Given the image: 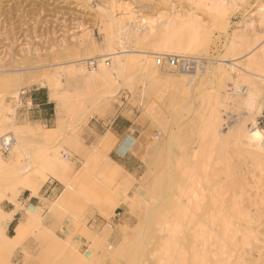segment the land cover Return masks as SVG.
Returning a JSON list of instances; mask_svg holds the SVG:
<instances>
[{
  "label": "rangeland",
  "instance_id": "1",
  "mask_svg": "<svg viewBox=\"0 0 264 264\" xmlns=\"http://www.w3.org/2000/svg\"><path fill=\"white\" fill-rule=\"evenodd\" d=\"M123 1L131 3L132 8L143 16H159L160 20L164 19L161 5H165L166 0ZM170 1L172 4L176 2V0ZM177 1L184 7L188 4V0ZM235 1V10L229 13L227 22H224L222 26L215 24L214 30L211 28L206 53L209 58L218 57V53L220 54L221 49L223 50L226 34L231 33L233 29L238 28L240 34L244 33L243 36L247 41L252 40L255 35L260 36L264 41V32L260 28L257 29L258 26H256V31L252 32V30L242 29L241 25L248 14L256 13L260 9L259 4H263L264 0ZM99 3L102 4L101 0H0V68L6 69L8 73V75L6 73L0 76V105L8 103L15 105L16 101L12 93L18 84L22 85L19 86L21 89L19 95H25L27 90L37 86L44 87L48 92L47 77L55 75L63 80L69 66L76 64L75 61L78 58L92 55L91 43H100L105 33L102 26L106 19L100 17L95 11ZM160 16L163 17L160 18ZM81 40L86 42L82 44V47L78 44ZM151 41L149 39L147 42L150 44ZM148 43H144V46H148ZM139 46L141 45L137 47ZM202 47L200 46L199 49H203ZM27 58H34L35 62L28 65L25 61ZM203 65L204 63L199 67L202 71L204 70ZM15 69H21L22 73ZM132 69L129 74L127 72L126 77H122V81L117 82L111 99L97 100L93 99V96H88L93 97L92 100L86 97L79 103L78 101L74 103V100L71 101L72 104L70 103V111H68L70 114L66 116L64 130L65 132L66 130L76 132L78 135L79 147L75 152V168L78 171L79 183L76 180L75 183L78 184L74 183L73 187L74 189L76 187L75 190L83 191V194L71 192L68 198L66 197L65 211H61V214L57 216L59 225L69 230L65 236L60 229L55 228L56 234L65 238L66 243L57 239L45 238L33 229H29L23 239L18 242H5L3 238H0V264H84L72 254L73 246L75 245L76 250L80 252L86 251L88 248L86 243L89 240L86 237L87 233L102 234L103 228L110 230V235L104 243L115 246L116 242L113 240L115 239V241L118 240L117 242H124V245L128 247L125 251L121 250L120 255L115 254L113 258L103 257L98 263V260L93 261V264H151L147 259L150 254L149 250L155 246L164 233L159 229V221L164 216V210H168L172 203L169 201L170 198L173 200L175 197V186L178 184V173L180 172L176 169V163L180 161L183 165L186 164L184 157L195 147L197 125L200 119L209 116L214 107L223 108L222 110L218 108L221 122L220 134L222 136L233 135L232 128L247 116V110L239 105L232 95L227 96L221 92L222 90L217 92L219 84L216 82L218 81L211 82L213 79L209 76L205 78L200 75L202 79L190 88V85L187 83L189 85L187 86L184 81L179 83L180 81H174L173 78H163L155 74L140 77L139 72L135 71V68ZM59 71L60 75L57 74ZM140 87L144 88L143 92L140 91ZM217 93L222 97L221 95L218 97ZM21 107L22 103L19 101L16 103L15 110L21 112ZM116 115L126 117L131 121V128L125 135H116L111 129L97 134L91 129V125L98 120L107 124ZM262 116H264V111L257 117V124L264 129V117ZM38 135V130L33 129L28 139L33 141ZM127 135L134 139V144L123 157L116 148L118 142ZM234 138L236 135L232 136V139ZM68 150L66 157L71 158L73 149L68 146ZM235 150L236 147L230 144L226 158L219 162L214 159L208 167L211 171L207 176L211 184L220 181L226 185V187L223 185L224 190H227L233 183L232 186L237 190L236 195L241 193V196L240 194L237 196H240L242 204L247 207V202L254 199V194L260 191L257 192L255 188L261 184L264 185V164L259 167L246 160L243 161L236 156ZM113 163L121 165L122 170L118 176L112 175V170L108 168L113 167ZM128 168L133 171H129ZM110 172H112L111 175ZM12 182L7 176V168L1 166L0 190L6 183ZM81 182L82 187L79 185ZM51 183L56 185L55 181ZM48 185L49 183L40 190L39 194L40 200L45 203L46 201L42 199L48 197L44 195ZM56 187L59 192L61 187L59 185ZM20 193L18 192L13 198L18 202L17 206L22 209V216L24 215L23 206L28 200L24 203V200L19 199ZM205 194L201 209L207 204L209 193L205 192ZM230 195L231 192L227 191L224 196L229 197ZM145 200L149 202V205L145 203ZM163 202L164 209L160 206ZM4 205H6V200L1 201L0 207L3 209ZM153 207L158 214L156 212V215H153L152 223H147L145 221L149 212L154 211ZM159 207L162 208L160 211ZM263 209H260L263 214L259 215L260 211L257 215L253 214L254 219L248 224L250 226L248 230L251 229V233L249 239L244 241L246 244L240 241L239 231L236 233V236L240 237L238 236L236 246L231 244L227 247L225 256L228 260L237 258L239 255L244 264H264ZM42 210L44 211L42 214L47 215L46 204ZM45 217H48L45 218L47 225H52L56 220L53 216ZM108 224L112 230L108 228ZM13 225L14 223H11L7 231L5 226L2 229L3 232L8 236L13 235ZM239 226L246 227L244 223H239ZM189 230L188 226L183 229L182 232L185 231V234L182 233V235L185 237L181 236V242L179 241L182 248L186 246L184 248L186 251L191 245ZM145 233L149 236H145ZM82 239H85V242L81 243Z\"/></svg>",
  "mask_w": 264,
  "mask_h": 264
},
{
  "label": "bare ground",
  "instance_id": "2",
  "mask_svg": "<svg viewBox=\"0 0 264 264\" xmlns=\"http://www.w3.org/2000/svg\"><path fill=\"white\" fill-rule=\"evenodd\" d=\"M103 1L101 0L102 4ZM234 1L188 0V4L184 7L177 0L174 4L170 0H166V4L161 5L163 6L162 12H164L163 20H160L159 16H143L132 8L131 3L123 0H105L103 4L105 6L97 4L95 11L100 17L106 19L102 26L105 33L101 42L99 41L98 44L90 42L92 55L83 56L80 59L77 57L76 64L70 65L68 71L65 70L67 72L63 80L58 79L55 75L46 79L49 85L48 96L55 102L56 113L50 127H45L37 121L23 120L16 114L15 107L16 103L20 101L19 93L21 92L19 86H22L18 84L12 93L16 101L15 105H13L14 103L0 105V168L5 166L8 178L13 181L10 184L6 183L1 188L0 205L1 201L8 200L13 201L18 207V202L13 198L18 192L27 189L30 196H39L41 187L47 181L50 183L57 181L61 188L59 192L43 197L42 200L46 201L43 205H33L27 202L23 206L24 215L15 225L14 234L11 236L6 235L2 229L11 219L15 210L6 212L0 207L1 239L3 238L5 242H18L23 239L29 229H33L45 238L57 239L66 243L65 238H61L55 232V228H57L65 236L69 233L68 229L59 225L57 216L61 214V211H65L66 197L68 198L71 192L83 194V191L80 190L82 182L79 184L81 187L78 185L80 191L73 187L78 173L75 168V152L79 147L78 135L76 132L72 133L68 130L65 132L64 130L66 116L70 114V112L68 113L70 103L73 100L74 103L75 101L79 103L86 97L90 99L94 97L93 99L97 100L111 99L117 82L123 79L122 77H126L132 68H135L140 77L155 74V76L163 78H173L174 81H180L179 83L184 81L190 85V88L197 84L202 76L205 78L209 76L213 79L211 82L218 81L216 82L219 84L217 92L222 90L223 94L232 95L237 99V103L247 110V116L232 128L233 135L222 136L220 134L221 122L218 114L220 107L212 108L213 111L209 116L200 119L197 125L195 147L184 157L186 164L183 165L180 161L176 163V169H179L180 172L178 173V184L175 186V197L173 200L170 198L169 201L172 203L168 210H164V216L159 221V229L164 233L155 246L149 250L148 261L151 264H244L239 255L237 258L228 260L225 254L229 245L236 246L240 236V241L245 244L244 241L249 239L251 229L248 230V227L250 228L248 224L253 221V214L257 215L260 209L264 208V185L262 186L261 182H258L262 189L261 186L256 188L254 186L257 192L260 191L254 194L255 198L247 202L248 206L246 207L240 200L241 193L237 194L240 196L236 195L235 191L237 190L232 186L233 183L230 184L231 187L224 190L226 185L220 181L211 184L209 176H207L211 171L208 170V167L214 159L219 162L226 158L230 144L236 147L237 151L234 152L239 159L246 160L254 166L262 167L264 164V129L257 124V117L264 110V41L256 35L252 40L247 41L243 36L244 33L242 34L240 31V34L237 28L226 34L225 43L222 42L224 43L223 50L220 48L222 52L220 50V54L217 52L218 57L209 58L206 54L211 28L214 30L215 24L222 26L224 22H227V16L233 12V9L235 10L236 1ZM259 8L256 13L252 14L251 12L248 16L246 15V19L241 22L242 29L255 32L256 26H258L257 29L260 28L264 32V3H260ZM149 39L152 40L150 44L147 42ZM84 42V40L78 41L79 46L82 47V44L86 43ZM144 43H148V46L145 47ZM138 45L141 46L137 47ZM200 46H204V48L199 49ZM168 57L180 60L185 58L184 64L187 63L189 66H187L188 68L175 67L168 63ZM25 61L26 64L31 65L35 59L27 58ZM202 63H204L203 71L200 70L202 68L199 69ZM15 71L22 73L21 69H15ZM6 73V69L0 68V76L6 75ZM59 73L60 71L57 72V74ZM188 84L187 86H189ZM143 89L140 87V91L143 92ZM76 106L78 107V105ZM33 129L38 130L39 135L32 141L28 139V136L32 134ZM234 135L236 138L232 139ZM2 142L9 143L8 151L2 148ZM133 144L134 139L127 135L118 142L116 150L120 154H124L133 147ZM68 146L73 149L71 158L66 157L69 151ZM113 164V167L109 166L108 168L110 171L112 170V175L118 176L122 170L121 165ZM227 191L231 192L229 197L224 196ZM205 192H208L209 196L207 204L201 209ZM145 203L149 202L145 200ZM44 204L47 206V215L45 216H49V218L53 216L56 219L52 225L50 223L47 225L45 218L48 217L42 214ZM162 205L164 202L160 206ZM162 207L164 209V206ZM155 208L158 209V207ZM161 209L159 207V211ZM154 211L149 212L145 222L152 223L153 215H156V212L158 214L157 210L154 209ZM262 214L260 211L259 215ZM239 223H244L246 227L239 226ZM187 226L190 229L188 235L191 238V245H188L189 251L184 249L186 246L182 248L179 244L181 236L185 237L182 235L185 231H182ZM110 227L108 224V228ZM103 229L102 234L87 233L86 237L89 240L86 243L88 246L86 251L80 252L76 250L75 245L73 246L72 254L75 258L84 264H93L95 260H98V263L99 259H103V257L113 258L115 254L120 255L121 250L127 249L128 246L124 245V242H117L118 240L115 241V239H113L116 242L115 246L104 243L110 235V230ZM237 232L241 234L238 235L239 237L236 236ZM146 235L149 236L145 233ZM156 237L158 238L157 234ZM85 239L80 242H85ZM187 240L186 244H188ZM182 244L184 246V243Z\"/></svg>",
  "mask_w": 264,
  "mask_h": 264
},
{
  "label": "crops",
  "instance_id": "3",
  "mask_svg": "<svg viewBox=\"0 0 264 264\" xmlns=\"http://www.w3.org/2000/svg\"><path fill=\"white\" fill-rule=\"evenodd\" d=\"M20 101L22 103V111H16V114L23 119L28 120L30 122L37 121L41 124H43L45 127H50L49 123H52L54 118L56 117L55 113V102L53 99H51L48 96V92L44 89L42 86L32 87V89H29L26 91L25 95H20ZM91 121V120H90ZM131 128V121L130 119L118 116L116 115L115 118L109 121V123L105 124L102 120H98L96 123L91 125V129L94 130L95 133L99 134L100 132H104L107 129H111L116 135H125L129 129ZM127 153V152H126ZM126 153L122 154L121 156H125ZM129 171L130 170L128 168ZM56 185L50 182H46L40 190L43 189L44 186H46L47 183L49 185L47 186V189L45 190L46 193H44L45 196H51L52 193H55L58 191V188L56 187L59 183L57 181ZM60 186V185H59ZM40 194V191H39ZM19 199L24 200V203L26 200L32 204H42V202L38 195L30 196L29 191L27 189H23L21 193L18 196ZM21 201V200H20ZM21 203H23L21 201ZM3 209L7 212L15 210V212L12 214L13 216L11 219L6 223L5 230L7 231L9 225L11 223H14L12 231L14 230L15 225L18 223L22 209L18 207L15 209L14 204L8 200H6V205H4ZM14 232V231H13Z\"/></svg>",
  "mask_w": 264,
  "mask_h": 264
},
{
  "label": "built area",
  "instance_id": "4",
  "mask_svg": "<svg viewBox=\"0 0 264 264\" xmlns=\"http://www.w3.org/2000/svg\"><path fill=\"white\" fill-rule=\"evenodd\" d=\"M185 59V58H184ZM181 58L178 59V58H175V57H168L167 60H168V63H170L171 65H174L175 67H185V68H188L187 66H189L187 63H185V60ZM264 111V110H263ZM264 117V116H262ZM2 148H4V150L8 151L10 148H9V143H6V142H2Z\"/></svg>",
  "mask_w": 264,
  "mask_h": 264
}]
</instances>
